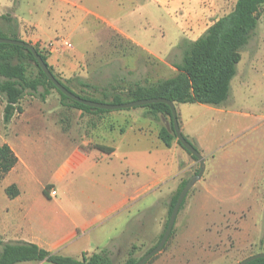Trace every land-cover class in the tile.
<instances>
[{"label":"rangeland","instance_id":"obj_1","mask_svg":"<svg viewBox=\"0 0 264 264\" xmlns=\"http://www.w3.org/2000/svg\"><path fill=\"white\" fill-rule=\"evenodd\" d=\"M76 1L80 11L71 28L65 14L58 16L55 0H0V13L5 16L0 32L10 34L13 26L10 8L18 2L25 20L56 28L53 40L36 44L58 77L77 94L106 100L103 95L113 94L114 87L174 75V64L181 61L188 43L227 14L236 0ZM87 7L110 20L103 21L87 13ZM113 22L157 49L175 44L167 54L148 52L125 39ZM23 28L27 33L37 29L28 25ZM178 35L182 38L174 39ZM240 55L226 101L216 106L176 104L179 126H183L185 136L205 157V169L186 193L163 248L145 264H237L264 251V156L253 157L247 149L250 144L264 143V6ZM36 75L35 64L28 61L26 76ZM38 91L43 89L39 87ZM63 103L64 106L54 89H49L45 100L26 92L19 101L22 111H15L8 124L3 119L5 99L0 95V143L12 142L28 161L29 169L24 170L25 188L33 195L51 178L64 151L58 140H64L68 147L86 137V114L74 116L67 102ZM116 110H142L137 125L144 131L154 133L161 127L171 131L169 116L153 117L142 105L110 111ZM60 127L72 129L66 133ZM148 134L136 146L126 143L120 148L129 154L125 193L138 194L127 200L123 214L128 218L120 234L105 247L113 264L138 260L158 243L175 193L183 181L198 172V163L177 144L176 138L171 141L174 145L168 147ZM166 159L168 163L164 162ZM176 164L180 169L171 174ZM96 170L89 169L88 164L68 175L66 181L75 190L94 189V180L99 179ZM99 176L103 184L113 185L111 177L104 173ZM4 186L10 197V174L0 178V228L9 204ZM32 227L38 229L36 225Z\"/></svg>","mask_w":264,"mask_h":264},{"label":"crops","instance_id":"obj_2","mask_svg":"<svg viewBox=\"0 0 264 264\" xmlns=\"http://www.w3.org/2000/svg\"><path fill=\"white\" fill-rule=\"evenodd\" d=\"M55 1L57 2L58 16L62 17L65 14L67 17L66 21L69 22L68 24L71 28L74 27L75 24L73 25V23L78 21L80 11L78 2L76 0ZM15 5L16 6H13V8H10L12 9L10 17H12L13 21V26L10 27V34L5 32L0 33L8 36H16L20 40L28 43L32 42L33 45L37 42L48 43L53 40L56 34L54 33L56 28L44 27L36 21L25 20L18 10L19 3L17 2ZM85 11L99 17L103 21L108 22V20H110L89 7L85 8ZM3 17L5 16H2L0 13V23H2L1 19ZM112 24L118 27L119 33L122 34L125 39L130 40L132 43L148 52L161 51L167 54L175 44L168 43L166 48L157 49L150 43L142 42L139 37L124 29L120 23L119 25H116V22ZM24 25L33 28L35 26L37 29L33 30L31 33H27V30L23 28ZM175 38L181 39L182 36L178 35L174 37V39ZM47 63L52 67L54 72L51 62L47 60ZM48 94L49 91L45 95V98ZM60 103L64 106L61 100ZM71 108V113L74 114V116L78 117L86 114V125H84L86 137H84L83 141L79 144L70 145L68 147L62 142L64 140H58L64 151L59 155L60 159L52 172L51 178L42 183L43 188L46 185H50L47 194H44L43 188L37 195H33L31 190L25 188L26 177L24 175V170L29 169V163L24 156L18 152L16 145L12 142H10V145L7 143L17 157L16 164L6 173V175L10 174V186L16 188V193L8 197L6 193L7 187L4 186L9 204L5 207L4 214L2 215L4 221L3 226L0 228V240L2 242H31L52 253L80 258L83 253L90 255L100 251L105 248L112 239L120 234L124 222L128 218L123 214L126 202L128 199H133L138 194L135 193L127 196L125 193L126 179L124 175L127 172L126 163L129 154L125 151H120V148L122 146L125 147L126 143L131 147L133 145L136 146L137 142L140 143L147 132L150 133L148 136L153 134L154 137L160 141L158 138V131L160 128L156 129L153 133L151 130L144 131V128L140 124L137 125V117L143 116L144 112L142 110L137 112H133L132 110H116L115 112L108 110L109 112H98L84 111L74 107ZM153 117L156 116L153 115ZM11 119L12 117L10 120ZM71 129L72 128L64 130V128L62 129V127H60V131L66 133ZM180 129L185 136L183 126H181ZM185 138L189 141L188 137L185 136ZM173 145V142H171L170 146ZM240 148L241 147H239V149ZM247 149L253 157L263 158L262 156H264V143L250 144ZM180 155L183 156L185 154L180 153ZM235 155L238 156L239 153L236 152ZM166 160L167 161L164 162L168 163V159ZM88 164L89 169L97 168V178L99 179L94 180L96 188L79 190L71 188V185L66 181L67 176L72 175L73 172H77L81 167H86ZM164 165L167 166V164ZM175 166V170L170 171L171 174L178 172L180 169L178 164L174 165V167ZM101 173L112 178V186L108 183L103 184V180H101L99 176ZM130 173L133 174L134 171ZM51 189L56 191L54 195H51ZM130 215L132 216V214ZM32 225H36L38 229L35 230ZM15 264L53 263L40 260L22 261Z\"/></svg>","mask_w":264,"mask_h":264},{"label":"trees","instance_id":"obj_3","mask_svg":"<svg viewBox=\"0 0 264 264\" xmlns=\"http://www.w3.org/2000/svg\"><path fill=\"white\" fill-rule=\"evenodd\" d=\"M263 6L264 0H236L233 8L227 14L217 18L200 36L188 43L181 61L174 64L177 70L175 75L153 82H135L125 87H114L113 94L103 95L105 98L107 97L106 100L75 93L53 72L52 67L47 63L46 55L38 45L34 44V47L54 77L67 89L83 98L117 104L138 99L163 97L174 102L175 105L201 103L216 106L226 101L229 96L230 82L236 74L237 64L241 58L240 50L247 44L254 32L258 23L259 11ZM0 36L19 39L16 36H8L3 33H0ZM28 61H32L37 68V75L33 78L26 76ZM80 85L91 87L84 82H80ZM39 87L43 89L42 92L38 91ZM49 89L56 90L60 100L67 102V105L71 107L84 111H108L70 100L45 76L30 50L15 44L0 43V95L5 99L4 121L8 122L15 111H22L19 101L26 92L45 98ZM142 107L147 108L152 115L159 113L169 116L171 131L164 127L158 131V138L169 147L172 139L176 138L169 106L163 102H155L142 105ZM176 142L181 146L177 139ZM183 149L190 154L185 148ZM16 162L17 157L11 147L7 143H0V178L8 173ZM185 183L186 181H183L175 193L169 215ZM49 188L50 185L43 188L44 194H47ZM15 193L16 188L12 186L10 196ZM40 260L53 264H113L105 248L90 255L83 253L80 258H74L52 253L31 242H2L0 240V264ZM136 262L137 260L128 259L124 264H135ZM246 264H264V258H256Z\"/></svg>","mask_w":264,"mask_h":264},{"label":"water","instance_id":"obj_4","mask_svg":"<svg viewBox=\"0 0 264 264\" xmlns=\"http://www.w3.org/2000/svg\"><path fill=\"white\" fill-rule=\"evenodd\" d=\"M0 43H7V44H15L22 46L24 48H27L31 51L36 63L41 68L45 76L51 81V83L65 96H67L70 100L76 101L78 103L93 107V108H100L105 110H115V109H124V108H131L135 106H141L145 104H151L155 102H163L167 104L170 108V116L172 121V127L174 134L176 136V139L180 142L181 146L185 148L193 157L194 160L198 163V172L193 174L189 177V179L186 181L182 189L180 190L177 199L173 205V208L170 212V215L168 217V221L166 224V227L164 229V232L158 241V243L153 246L150 250H148L145 254H143L135 264H145L153 255L158 253L164 246L165 242L167 241L170 232L172 230V227L174 225L175 218L177 216V213L179 211L180 205L188 192V190L194 185V183L200 179L202 176L204 169H205V159L204 156L196 149V147L188 141L185 136L182 134L178 118H177V110L174 102L163 98V97H154V98H145V99H138V100H132L122 103H108V102H99L94 101L91 99L83 98L80 95L75 94L74 92L67 89L63 84H61L57 78L54 77L53 73L49 70L46 62L43 61L40 54L36 51L33 44L28 43L26 41L20 40V39H13L9 37H1L0 36ZM264 258V251L257 252L254 254H251L243 259H241L237 264H246L256 258Z\"/></svg>","mask_w":264,"mask_h":264},{"label":"built area","instance_id":"obj_5","mask_svg":"<svg viewBox=\"0 0 264 264\" xmlns=\"http://www.w3.org/2000/svg\"><path fill=\"white\" fill-rule=\"evenodd\" d=\"M50 193H51V195H54L56 193V191L54 189H51Z\"/></svg>","mask_w":264,"mask_h":264}]
</instances>
